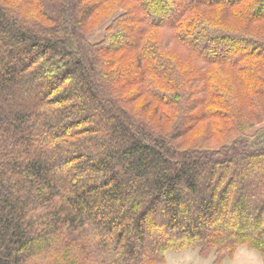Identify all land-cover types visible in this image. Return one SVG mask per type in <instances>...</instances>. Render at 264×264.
Here are the masks:
<instances>
[{
  "label": "trees",
  "instance_id": "obj_1",
  "mask_svg": "<svg viewBox=\"0 0 264 264\" xmlns=\"http://www.w3.org/2000/svg\"><path fill=\"white\" fill-rule=\"evenodd\" d=\"M34 207L264 246V0H0V264Z\"/></svg>",
  "mask_w": 264,
  "mask_h": 264
},
{
  "label": "clouds",
  "instance_id": "obj_2",
  "mask_svg": "<svg viewBox=\"0 0 264 264\" xmlns=\"http://www.w3.org/2000/svg\"><path fill=\"white\" fill-rule=\"evenodd\" d=\"M62 203L56 198L54 207ZM49 211L34 207L24 216L33 231L22 264H264V246L252 233L235 238L217 233L205 243L173 238L163 224L151 230L149 242L130 261L118 236L93 221L50 225Z\"/></svg>",
  "mask_w": 264,
  "mask_h": 264
},
{
  "label": "rangeland",
  "instance_id": "obj_3",
  "mask_svg": "<svg viewBox=\"0 0 264 264\" xmlns=\"http://www.w3.org/2000/svg\"><path fill=\"white\" fill-rule=\"evenodd\" d=\"M120 13V11L118 13H115L113 15L112 18H114L115 16H117ZM108 22H105L103 24H101L100 26H97L89 35H88V40L91 43L97 42L99 40H101V38L103 37L104 34V30L106 28V26L108 25Z\"/></svg>",
  "mask_w": 264,
  "mask_h": 264
}]
</instances>
